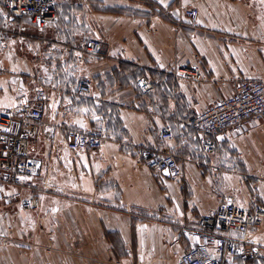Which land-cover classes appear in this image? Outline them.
Returning <instances> with one entry per match:
<instances>
[{
    "label": "crops",
    "instance_id": "0c3cea01",
    "mask_svg": "<svg viewBox=\"0 0 264 264\" xmlns=\"http://www.w3.org/2000/svg\"><path fill=\"white\" fill-rule=\"evenodd\" d=\"M189 5L199 11L194 22L183 13ZM56 7L57 21L43 30L23 19L20 42L16 19L0 4V110L44 89L48 97L45 123L29 140L43 161L40 206L0 203V264H169L195 241L182 226H195L221 197L247 208L264 203V117L208 156L194 128L179 134L188 116L229 94L238 78L264 80V0H57ZM6 18L13 26L3 27ZM89 37L102 50L82 56ZM194 54L205 78L192 85L174 72ZM142 75L152 92L136 88ZM81 77L92 88L78 96ZM162 124L175 135L169 143L157 137ZM70 129L106 138L99 149L73 152L64 145ZM55 135L57 157L46 163ZM145 146L173 151L184 175L142 164L137 151ZM45 176L54 189L41 186ZM245 235L261 252L253 264H264V221Z\"/></svg>",
    "mask_w": 264,
    "mask_h": 264
},
{
    "label": "built area",
    "instance_id": "2783aa9c",
    "mask_svg": "<svg viewBox=\"0 0 264 264\" xmlns=\"http://www.w3.org/2000/svg\"><path fill=\"white\" fill-rule=\"evenodd\" d=\"M57 0H0L9 16L16 19L15 37L21 42L26 39L22 23L27 19L35 28L43 30L49 23L57 21ZM184 15L194 22L199 15L197 7L189 5ZM13 26L5 19L3 27ZM5 30V29H4ZM102 42L89 37L79 48L82 56H94L101 52ZM198 59L189 64H177L174 75L190 82H200L203 73ZM141 93L154 89L151 78L142 75L135 81ZM89 78L81 77L75 86V94L84 95L91 91ZM47 91L36 92L31 98H18L14 107L0 110V203L18 202L20 208L37 210L40 199L37 194L36 178L42 168L39 157L31 155L30 137L37 134L39 126L45 123L43 108ZM264 117V80L238 78L229 94L213 101L208 107L188 116L179 134L186 126L194 128L200 135L199 149L203 155H212L222 147L223 140L241 134L245 128ZM184 135V134H183ZM159 140L169 143L175 135L169 124L157 129ZM106 136L98 129H70L65 134V147L73 152L101 148ZM137 159L156 172L166 170L170 177L180 179L184 175L181 160L166 147H139ZM37 181V180H36ZM16 185L19 191L9 192L8 187ZM43 188L54 189L52 179L41 180ZM27 189V194L22 193ZM164 208H161L162 212ZM264 221V203L251 208L237 204L231 195L221 197L215 209L201 215L195 226H182L181 232L195 239L174 262L169 264H253L261 256L257 247L246 239L250 228L260 227ZM52 240V237H49ZM47 250L50 248L47 246ZM116 264H121L116 261Z\"/></svg>",
    "mask_w": 264,
    "mask_h": 264
},
{
    "label": "rangeland",
    "instance_id": "374dc122",
    "mask_svg": "<svg viewBox=\"0 0 264 264\" xmlns=\"http://www.w3.org/2000/svg\"><path fill=\"white\" fill-rule=\"evenodd\" d=\"M263 42H264V39H263ZM261 47H262V51H263V53H264V43L263 44H261ZM10 49H12V48H10ZM20 49V48H19ZM194 57H195V60H197L198 59V54H194ZM187 64H189V63H187ZM199 66H200V64H199ZM200 70L202 71V73H203V77H202V80L205 78V75H204V72H203V69L201 68V66H200ZM201 80V81H202ZM188 81V80H187ZM190 82V81H189ZM192 85H194L195 83H198V82H190ZM41 125H43V124H41ZM52 148H53V150L50 152V153H48V154H46V155H44V158H45V162L46 163H48V162H52L53 161V158L56 156L57 157V135H55V136H53V143H52V146H51ZM56 150V151H55ZM42 161V160H41ZM42 163H43V161H42ZM42 169V168H41ZM255 203L256 204H259L258 203V201H255Z\"/></svg>",
    "mask_w": 264,
    "mask_h": 264
}]
</instances>
